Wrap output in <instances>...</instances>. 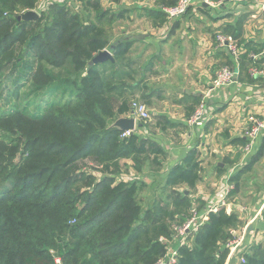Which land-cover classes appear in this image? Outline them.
Wrapping results in <instances>:
<instances>
[{"label": "trees", "instance_id": "trees-1", "mask_svg": "<svg viewBox=\"0 0 264 264\" xmlns=\"http://www.w3.org/2000/svg\"><path fill=\"white\" fill-rule=\"evenodd\" d=\"M39 2L0 0V88L12 78L14 93L27 88V104L0 114L1 126L13 125L0 131V264H157L167 254L160 238L171 237L174 214L162 207L155 218L142 217L139 186L120 178L121 160L141 163L164 151L136 132L123 137L113 125L131 112L139 86L130 83L131 42L112 48L113 59L90 65L110 47L96 24L102 17L84 19L67 4H54L36 21L18 19ZM40 96L45 102L30 111ZM200 173L192 150L167 184L193 187ZM239 226L226 208L210 213L192 248L179 249L176 264H225L229 249L221 243L232 241ZM243 257L241 264H264V246Z\"/></svg>", "mask_w": 264, "mask_h": 264}, {"label": "crops", "instance_id": "crops-1", "mask_svg": "<svg viewBox=\"0 0 264 264\" xmlns=\"http://www.w3.org/2000/svg\"><path fill=\"white\" fill-rule=\"evenodd\" d=\"M176 1L92 0L91 6H98L90 18L102 17L96 24L103 30L101 38L110 43L107 49L122 41L131 42L129 58L135 79L130 83H139L135 98L152 110L150 122L136 118L133 132L164 151L161 155H151L161 170L165 186L173 190L180 185L189 187L168 185L167 176L196 150L201 160L200 179L203 175V182L208 183L216 171L219 175L230 169L222 186L233 183L232 195H235L236 183L264 158V133L257 138L254 152L244 151L249 142L247 131L253 126L249 118L256 116L264 120V9L258 10L251 3L238 0H211L210 4L194 3L186 14L170 19L163 9ZM222 32L231 33L239 41V62L226 47L217 48L216 36ZM222 66L234 68L236 79L228 87L211 91ZM204 100L210 116L205 125H195L190 119ZM123 117L130 114L120 118ZM259 149L256 160L249 163V158ZM239 165L244 171L235 176L233 169ZM204 168L216 171L203 173ZM261 200L249 210L248 217L242 210L246 207L231 203L228 212L235 213L240 220L238 243L244 246L236 256L232 249L225 264H241L245 262V252L264 246L261 241L264 221L258 214L264 204ZM238 243L233 246L237 248Z\"/></svg>", "mask_w": 264, "mask_h": 264}, {"label": "rangeland", "instance_id": "rangeland-1", "mask_svg": "<svg viewBox=\"0 0 264 264\" xmlns=\"http://www.w3.org/2000/svg\"><path fill=\"white\" fill-rule=\"evenodd\" d=\"M92 1V0H91ZM109 1V0H105ZM56 4H67L68 7L74 12H79L81 15L84 13L86 15L84 19L88 18L89 16L96 13V8L91 5H83L79 1L76 0H40L37 5V8L34 9L39 15H41L42 11H48L52 5ZM174 5V4H173ZM167 5L166 7L173 6ZM28 11V10H27ZM26 11H21L19 14L22 15ZM164 12V11H163ZM108 25H106L107 27ZM111 27V31H112ZM113 32V31H112ZM225 34L231 35V33L225 32ZM233 36V35H232ZM234 37V36H233ZM239 45V41L234 38ZM16 77V75H14ZM12 80L9 81L5 89L2 91L0 88V114L7 111L8 109H14L17 104H21L22 106L27 104V100L24 99V93H26V86L23 85L18 89L19 95L15 92V88L17 85L12 84ZM2 91V92H1ZM45 97H34L31 101V105L29 107L30 111H35L37 108V103H44ZM134 101L142 102L138 98H133L129 101L130 106ZM119 100H115V106L119 105ZM151 118H152V110L149 108ZM130 112L127 114L129 115ZM118 120V119H117ZM151 120V119H150ZM150 120H148L150 122ZM264 121V120H263ZM148 122V123H149ZM115 123V122H114ZM13 125L10 123H5L3 126L0 125V131L3 127L10 128ZM15 132V130H14ZM12 133L13 137H19V134ZM15 135V136H14ZM260 153V149L257 153H254L253 156L249 158V163L252 159ZM134 157V156H132ZM142 157V156H140ZM141 163L134 161L130 158L122 159L121 163L123 165L122 168V175L121 179L126 182H133L137 181L138 184V192H137V199L142 207V217H147L148 213L152 215V218H155L156 212L159 208L167 207L169 208L172 213L174 214V220L171 221L170 232L171 237H161L160 242L166 246L167 254L164 256V260H168L171 258L177 251H179L182 247H189L192 248L194 245V239L199 230H194L199 224H201V213H199L200 209L203 206H208L211 201H213L214 196L217 194L219 190L222 189L223 179L228 176L226 169L224 173L217 174L215 168L212 169H203V173L208 171L214 174V179H209L208 183H204V176L202 175V180L198 181V183L193 187H187L186 185H180L173 190L174 188H168L165 186L164 180L161 177V170H159V166L153 160V156H147L145 159L140 160ZM234 170L235 176L240 174L242 171L241 165L235 167ZM242 170V171H241ZM202 173V174H203ZM100 175V174H99ZM148 181V182H147ZM213 182V184H211ZM233 184V183H232ZM237 193L235 195L229 196V202L232 204H239L240 206H244L251 210L255 207L259 200L264 201V158L256 163L254 167L248 169V171L244 174L241 181H238ZM235 184V186H236ZM234 185V184H233ZM237 187V186H236ZM186 189L189 190V193H186ZM201 193V194H200ZM203 194L206 195V198H203ZM182 202L181 206H177L175 202ZM231 205H229V210ZM197 210V212H195ZM202 212V211H200ZM232 212V211H231ZM247 217L249 213L246 214ZM246 215L244 217H246ZM263 222V221H262ZM140 224V223H139ZM238 228L232 229L231 233L234 235V239L228 244L221 243V249L224 247H228L230 255L232 249L235 254L241 247H243V243H238L239 241V234ZM237 236V238H236ZM262 243L264 242V238L261 239ZM235 242L238 243V247L235 248ZM232 252V253H233ZM57 262L60 263L59 256H56ZM158 264V263H157Z\"/></svg>", "mask_w": 264, "mask_h": 264}, {"label": "built area", "instance_id": "built-area-1", "mask_svg": "<svg viewBox=\"0 0 264 264\" xmlns=\"http://www.w3.org/2000/svg\"><path fill=\"white\" fill-rule=\"evenodd\" d=\"M241 2L251 3L256 9L263 10L264 9V0H238ZM194 3L198 4H210L211 0H179L175 5L165 7L163 9L164 13L170 18H177L180 17L188 11L190 6ZM216 44L217 48H224L226 47L229 52L232 54L236 62H239L240 59V47L238 46L236 40L232 35H228L225 33H218L216 36ZM236 79V72L234 68L231 66H222L216 74L215 79L213 80V84L211 87V91L219 90L225 87H228L232 83H234ZM130 116H134L141 121L147 122L151 119V114L149 111V107L144 102H137L134 101L131 105V112ZM210 116V110L207 106L206 100L202 101L200 105L195 110L190 122L203 126L206 124L208 118ZM250 122L253 124L252 128L247 131V137L249 138V142L245 145L244 151L246 154H250L255 151V142L259 136L264 133V121L259 119L256 116H251L249 118ZM131 131H126L123 134V137H128L131 135ZM230 177V176H229ZM228 177V178H229ZM234 185L231 182H226L225 186L222 187L221 190L217 192L214 196L213 201L204 207V210L200 215H202L201 224H199L194 230H199V228L205 223L208 219L210 213H216L220 208H229L231 203L229 202V196L233 191ZM243 211L249 213V209L243 208ZM197 212V210H195ZM259 216L261 217L260 220L264 221V204L262 205L260 211H258ZM179 257V251H177L171 258L168 260H164L162 257L157 263L158 264H176Z\"/></svg>", "mask_w": 264, "mask_h": 264}, {"label": "water", "instance_id": "water-1", "mask_svg": "<svg viewBox=\"0 0 264 264\" xmlns=\"http://www.w3.org/2000/svg\"><path fill=\"white\" fill-rule=\"evenodd\" d=\"M39 17L40 15L35 10H28L20 15L18 19L25 21H36ZM108 59H113V53L110 49H105L90 61V65H94ZM114 126L123 130L124 132H133L136 128V118L134 116L120 118L114 123Z\"/></svg>", "mask_w": 264, "mask_h": 264}]
</instances>
